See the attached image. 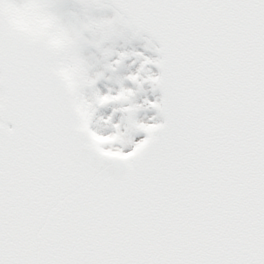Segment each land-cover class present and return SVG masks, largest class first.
<instances>
[{
	"label": "snow or ice",
	"instance_id": "6c2138e0",
	"mask_svg": "<svg viewBox=\"0 0 264 264\" xmlns=\"http://www.w3.org/2000/svg\"><path fill=\"white\" fill-rule=\"evenodd\" d=\"M0 264H264V0H0Z\"/></svg>",
	"mask_w": 264,
	"mask_h": 264
},
{
	"label": "flooded vegetation",
	"instance_id": "af4514ba",
	"mask_svg": "<svg viewBox=\"0 0 264 264\" xmlns=\"http://www.w3.org/2000/svg\"><path fill=\"white\" fill-rule=\"evenodd\" d=\"M21 21H23V22H21V24H22L23 26H25V27L30 26V25H29V24H30L29 21H27V20H21Z\"/></svg>",
	"mask_w": 264,
	"mask_h": 264
}]
</instances>
